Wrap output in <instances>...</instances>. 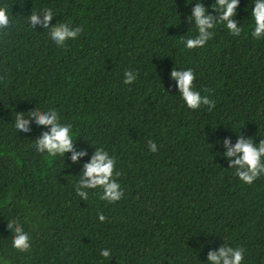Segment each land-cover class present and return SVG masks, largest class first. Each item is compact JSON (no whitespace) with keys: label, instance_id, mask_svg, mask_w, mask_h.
<instances>
[{"label":"trees","instance_id":"trees-1","mask_svg":"<svg viewBox=\"0 0 264 264\" xmlns=\"http://www.w3.org/2000/svg\"><path fill=\"white\" fill-rule=\"evenodd\" d=\"M185 0H0V261L4 264H206L223 244L241 264H264V174L242 182L222 153L239 137L264 139V37L254 38L252 0H239L241 33L217 24L204 47ZM208 11L215 0H202ZM71 22L75 39L57 46L43 24ZM32 12L40 22H28ZM192 68L193 86L213 101L187 108L170 73ZM126 70L135 71L130 84ZM56 110L75 133L73 151L46 159L34 141ZM20 114L27 131L15 128ZM228 144L225 145L224 141ZM157 145L148 150L147 142ZM114 157L119 201L102 189L76 194L95 149ZM85 180L88 178L85 177ZM98 214L105 219L100 221ZM19 222L30 246L12 247ZM106 248L110 255L103 257Z\"/></svg>","mask_w":264,"mask_h":264},{"label":"clouds","instance_id":"clouds-1","mask_svg":"<svg viewBox=\"0 0 264 264\" xmlns=\"http://www.w3.org/2000/svg\"><path fill=\"white\" fill-rule=\"evenodd\" d=\"M186 3H191L192 0H185ZM239 0H215L212 9L217 10V17L208 11L202 0H196L192 5L189 19L195 27V35H190L183 41L184 48L193 49L204 47L206 42L212 37V30L217 24H223L227 31L232 35H239L242 30L238 26L234 16L236 15L237 5ZM40 13L32 12L28 16V22L33 27L40 22ZM55 14L50 9L43 10V24L45 29H49V39L57 46L63 44L69 39H75L80 32V27H71L69 22L58 23L54 26L49 24V21ZM252 23L248 26L251 29V36L254 38L264 37V0H252L250 10ZM10 23L7 9L0 7V29H6ZM171 77L176 81V87L180 98L184 105L189 109L199 108L203 105H213V101L209 99L207 94L195 90L193 81L195 78L192 68H173L170 73ZM136 78L135 71L126 70L123 74V83L130 84ZM37 125L47 126V131H43L41 135L34 141V146L37 152L44 153L46 159H51L57 155L62 156L65 152H71V160L76 161L78 156H83V151H73V142L75 133L71 130V125L62 123L58 117L56 110L47 109L43 114H39L36 119ZM27 121L23 116L18 114L14 121V126L17 129L27 131ZM225 145L228 141H224ZM148 150L151 152L157 151V145L152 142H147ZM226 158L234 157L229 160V168L234 169L236 176L244 183L251 184L254 179L260 174H264V139L253 143L251 138H241L238 136L236 142L231 147H226L224 153ZM114 157L109 155L102 147H97L90 159L84 163L83 171L79 174L78 186L76 194L81 199H86L88 188H100L102 193L100 198L106 199L108 202L119 201L122 196V189L114 179L117 173H114ZM88 179L85 180L84 178ZM98 219L103 221L105 217L98 214ZM8 231L12 235V247L20 251L27 250L30 246V241L27 232L24 231L22 225L13 220L7 224ZM100 255L108 257L109 250L102 248ZM242 250L233 248L227 244H223L216 251H209L206 256V264H241ZM0 264H4L0 261Z\"/></svg>","mask_w":264,"mask_h":264}]
</instances>
